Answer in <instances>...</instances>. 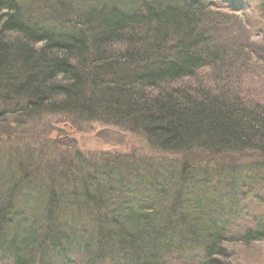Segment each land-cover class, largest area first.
Returning <instances> with one entry per match:
<instances>
[{"label": "trees", "instance_id": "trees-1", "mask_svg": "<svg viewBox=\"0 0 264 264\" xmlns=\"http://www.w3.org/2000/svg\"><path fill=\"white\" fill-rule=\"evenodd\" d=\"M225 5L0 0V264H166L194 247L198 256L188 264H232L227 243L264 241V165L252 173L232 170L233 177L244 175L237 189L244 200L254 194L250 200L259 211L242 226L236 203L217 190L204 206L191 169L181 172L186 179L180 174L144 184L143 196L136 193L138 167L132 186L107 188L106 180L121 169L110 171L109 163L94 170L81 159L70 160L72 166L52 160L42 171L37 163L39 206L27 211L17 193L29 179V157L11 161L24 152L17 141L31 136V120L59 115L77 125L121 127L155 150L193 161L197 153L202 161L205 154L233 160L250 152L264 164V89L255 80L264 76L257 73L264 70V49L242 34L243 25L229 15L237 13L220 10ZM254 12L264 24V0ZM45 170L54 175L48 174L49 183ZM61 183L70 189L57 191ZM14 203L18 229L2 224Z\"/></svg>", "mask_w": 264, "mask_h": 264}, {"label": "rangeland", "instance_id": "rangeland-1", "mask_svg": "<svg viewBox=\"0 0 264 264\" xmlns=\"http://www.w3.org/2000/svg\"><path fill=\"white\" fill-rule=\"evenodd\" d=\"M224 1H226V5L224 8H220V10L227 14L237 13L236 15H229L243 25L244 30L242 34L246 35L251 41H256L257 45L261 49H264V41L259 40L264 37V24L260 22L259 14L254 12L257 8V0ZM230 7L235 9L241 8V10L230 11ZM235 17L238 18L236 19ZM233 49H236V45H234L229 51L232 52ZM251 61L255 60L251 59ZM262 72H264L263 69L257 68L258 74ZM245 76L251 77V75L247 74ZM255 80L260 86V89H264V76H260L258 80L256 77ZM31 122L32 127L26 129L30 131L31 136L28 137L25 134L22 139L19 137V140L17 141L24 146V149H26L24 150L23 148L17 147V149L23 150L24 152L18 151V154L15 156L16 159H11V161L16 160V162H18V158H20L19 162H24L25 159H28L29 157V164L27 165L29 179L25 182V186L21 188V192L17 193L22 194L20 203L24 206L25 210L28 208L35 210V208L39 206V198L41 194L39 190H37L36 183L33 180L35 174V171L33 170L36 168L37 163L42 171L44 164L50 168L52 160L56 162L54 164L56 165L60 158V160H63L62 164H70L71 166L73 165L72 161L78 162L77 160L81 159L83 162L89 164L90 168H93L94 170L106 168L109 163L114 166L110 165V167H108L110 171H112L113 168H120L121 171L119 173H114V176L111 174V179L106 180L107 188L114 187L118 182H122L126 188H129L130 185L132 186L135 177L133 175V169L138 167V174H141L144 178L141 177L138 179L139 185L136 186V193H140L141 195L144 194L143 196H145L144 184L157 180H162L163 183L167 181V179H163V176L162 179L159 177L153 178V174L158 173L172 178L174 176L172 171L178 176L182 174L181 172H186L191 169L192 174H190V176L192 178L194 176L196 179L201 178L197 183L201 185V190L203 191L201 192V197L202 201H204V206H209L211 203L209 196L210 192L217 190L220 195H225L227 200L236 203L235 209L239 210L238 217H241L239 219L240 222H237L238 224L240 223L242 226L249 224V218L257 216V213L259 212L258 210H255V204L250 200L254 194L248 196V198L244 200L242 192L237 189V184L242 180H238L237 177L232 176V170L235 167H246L245 170L252 169L250 171V173H252L254 171L253 169L264 165L261 158L253 153L249 152L245 157H236L233 160L219 159L220 161L218 159L215 160L213 159L214 157L211 158L206 154L201 161L200 155H203V153H197L199 160H192L193 162L191 161L192 163L188 165L187 168L184 167L179 169L176 162L173 164L172 161L175 160V157L179 158L180 154L170 151L165 152L155 150L147 144V141L144 140L141 134L121 127L106 125L97 121L86 123L81 122L80 125H77L73 124L70 119H65V117L59 115L55 117L38 115L31 120ZM23 131H25V128ZM12 137L14 138L13 140L17 139L14 135L11 136V139ZM1 138L5 139L4 136H1ZM28 151V154H32V156L26 155ZM10 156L12 157V155ZM37 156H39V158ZM196 161H198V165H196ZM94 167H96V169ZM53 173H55L54 170ZM48 174L54 176L51 173H47L46 170L43 171L46 183H49ZM5 176H7V174H4V177ZM180 176L181 180L184 177L185 179L187 177L184 174ZM231 177L234 179L232 180ZM185 179L184 186H186ZM100 180L105 181V178L102 177L101 173ZM53 182H51L50 185ZM251 182L247 183L243 190L247 194L248 188L252 186ZM63 185L67 186L66 184L58 185L57 191H62V189L65 188ZM66 189L68 190L70 187L68 186L64 190ZM252 189L254 192H257L256 188L252 187ZM136 193L132 196L136 195ZM25 194H29L31 198H27ZM259 197L261 201H264V197L261 198V194ZM113 199L117 201L115 195H113ZM39 209H41V207ZM30 213L29 210L28 215ZM201 252L202 251H200L199 254H201ZM225 255L228 256V261L232 264H264V241L254 242L247 245H243L241 242L233 244L227 243ZM197 256L198 249L197 247H194L193 250H188L186 255H176L174 253L168 258L169 261H166V264H188L192 258ZM74 260H77V258L75 257Z\"/></svg>", "mask_w": 264, "mask_h": 264}, {"label": "bare ground", "instance_id": "bare-ground-1", "mask_svg": "<svg viewBox=\"0 0 264 264\" xmlns=\"http://www.w3.org/2000/svg\"><path fill=\"white\" fill-rule=\"evenodd\" d=\"M175 153H178L180 155H179V158L178 157H175L174 158L175 160L172 161V163L174 164L176 162V165H177V167L179 169L184 168L190 161L193 160V157L191 155H189V157H186V155L184 153H181V152H175ZM187 158H189V159H187ZM170 165H172V164H170ZM173 172L174 171H172V174L174 176H177V174L176 173H173ZM186 175H188V171H186ZM178 176H177V178H178ZM237 178H238V180H242V179H244V175L243 174H240V175L237 176ZM13 205L14 206L11 208V210L9 212V218H7L5 221H3L2 224L3 225H8V226H11L13 228L18 229L17 226H19L20 223L16 219L13 218V215L16 212L17 205L15 203ZM0 237H2V236L0 235Z\"/></svg>", "mask_w": 264, "mask_h": 264}]
</instances>
